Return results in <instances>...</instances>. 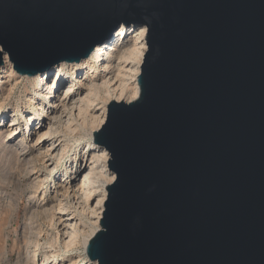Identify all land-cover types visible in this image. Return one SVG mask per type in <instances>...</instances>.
<instances>
[{
	"label": "water",
	"instance_id": "obj_1",
	"mask_svg": "<svg viewBox=\"0 0 264 264\" xmlns=\"http://www.w3.org/2000/svg\"><path fill=\"white\" fill-rule=\"evenodd\" d=\"M146 28L139 95L93 142L114 180L97 264H264V0H0V66L78 63Z\"/></svg>",
	"mask_w": 264,
	"mask_h": 264
},
{
	"label": "bare ground",
	"instance_id": "obj_2",
	"mask_svg": "<svg viewBox=\"0 0 264 264\" xmlns=\"http://www.w3.org/2000/svg\"><path fill=\"white\" fill-rule=\"evenodd\" d=\"M146 48L145 27L121 26L110 41L97 46L78 63L62 62L34 76L17 73L19 79L26 78L32 86L34 93L26 99L30 111L27 115L36 113L37 118H33L34 124L31 117H22L19 121L12 115L6 124L2 119L0 144L12 145L8 155L13 159L4 160L6 172L0 173V178H5L20 164L31 184V193L36 195L43 191L64 155L72 150L75 134L79 132V138L84 139V150L80 154L72 153L63 167L46 204L50 206L26 209V214L35 221L23 231L22 243L17 247L22 264H78L81 261L97 264L88 257L86 246L100 227L106 186L115 174L108 167L107 150L93 142V129L97 130L105 121L106 103L110 98L130 102L138 97L137 79ZM11 74L16 72L8 54L3 53L0 86L8 83V93L16 86L15 81L9 82ZM21 125L23 133H19ZM15 143L20 147L15 149ZM76 145L78 150L80 142ZM34 161H38L41 172ZM77 249L81 250L80 254H76ZM61 250L64 255L60 254ZM3 251L0 261L5 258Z\"/></svg>",
	"mask_w": 264,
	"mask_h": 264
},
{
	"label": "rangeland",
	"instance_id": "obj_3",
	"mask_svg": "<svg viewBox=\"0 0 264 264\" xmlns=\"http://www.w3.org/2000/svg\"><path fill=\"white\" fill-rule=\"evenodd\" d=\"M20 79L17 75V72L16 75L11 74V76L9 77V82L14 83L15 81L16 86H14L10 93L7 92V89L10 86L8 83L2 84L0 86V100H3V104L0 106V124L3 120L6 124L7 119L10 120L12 115H15V117H17L19 121H22V117H31L33 121L32 124H34L35 122L34 119L37 118L36 113L27 115L30 111H28L27 109L28 107L26 99L27 96L34 93L32 91V86L28 82H26V78ZM6 80H8V78ZM49 101L50 100L48 99V103L46 102L45 107H48ZM23 132L24 128L23 125H21V131L19 133ZM78 139L80 141H78ZM83 140L84 139L79 138V132H77L75 134L74 141L71 142V146L73 147L72 150L64 155L65 157H63L62 159L63 162L56 166L54 172L48 178V181L43 188V196V191L38 192L36 195L31 193V184L28 183L29 181L27 180L26 176L23 175L24 172L20 164H18L17 167H15L11 171V173H9V175L5 177L6 179L0 178V254L3 250V252H5V258L3 261H0V264H22V261H20L17 257L18 248L22 243V233L24 230L26 231V227H31L33 221H35V219H32V217H29V214H26V209L28 207H32L31 209H34L36 206H47V208L50 206L49 204H46L50 199L52 190L54 186H56V182L58 181L61 172L64 170L66 163L71 159L70 157L72 156V153L79 152L80 154V151L84 150L82 148L84 147ZM78 142H80V146H78L77 150L76 144ZM11 146L10 144L3 142H1L0 144V173L6 172L7 164H5L4 160L8 157L10 158L9 161L13 159L12 155H8V151L11 149ZM13 146L15 147V149L20 147L16 143L13 144ZM34 163L36 164V169L41 172L42 169L38 167V161H34ZM80 253L81 250L77 249L76 254ZM60 254L64 255L62 250L60 251ZM78 264L83 263L81 261Z\"/></svg>",
	"mask_w": 264,
	"mask_h": 264
},
{
	"label": "snow or ice",
	"instance_id": "obj_4",
	"mask_svg": "<svg viewBox=\"0 0 264 264\" xmlns=\"http://www.w3.org/2000/svg\"><path fill=\"white\" fill-rule=\"evenodd\" d=\"M71 91V90H70Z\"/></svg>",
	"mask_w": 264,
	"mask_h": 264
}]
</instances>
